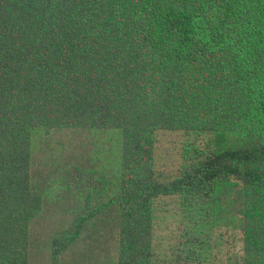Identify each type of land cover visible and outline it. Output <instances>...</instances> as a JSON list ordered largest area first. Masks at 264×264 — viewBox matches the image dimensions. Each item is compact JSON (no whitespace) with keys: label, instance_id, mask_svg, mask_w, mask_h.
<instances>
[{"label":"trees","instance_id":"obj_1","mask_svg":"<svg viewBox=\"0 0 264 264\" xmlns=\"http://www.w3.org/2000/svg\"><path fill=\"white\" fill-rule=\"evenodd\" d=\"M170 202L202 226L159 260ZM207 226L264 264V0H0V264L34 229L49 264H204Z\"/></svg>","mask_w":264,"mask_h":264},{"label":"rangeland","instance_id":"obj_2","mask_svg":"<svg viewBox=\"0 0 264 264\" xmlns=\"http://www.w3.org/2000/svg\"><path fill=\"white\" fill-rule=\"evenodd\" d=\"M108 136L110 134H107ZM88 134L81 131L71 134L70 132L64 133L60 137L67 140L80 141L81 139H87ZM45 138L43 133L37 132L33 136L32 153L33 156H37V159L45 161V157L41 156L40 141ZM74 138V139H73ZM54 139V138H53ZM59 139L55 138V141ZM186 138L181 134H168L161 133L158 135L157 140V155L159 167L165 169L166 167H174L178 163L179 152L181 146L185 144ZM52 141V140H51ZM53 144L52 142H48ZM50 144V146H51ZM98 145H101L98 143ZM55 148V146L53 145ZM94 149L97 151L98 156L103 153V150L94 145ZM177 153V156H176ZM49 157V155L47 156ZM155 220L154 230V246L157 252V259L161 260L171 256L173 250L181 247H185L186 231L197 230L202 226L194 218L187 216L185 212H181L177 203L170 202L168 205L159 209ZM39 232H32L33 252L31 254L30 264H49L48 252L44 248V237L41 238ZM47 234V233H46ZM45 234V235H46ZM202 236L204 238L205 247L207 249L208 256L204 264H240L239 257L241 255L242 241L241 234L236 230H232L228 227H212L207 226ZM81 246L77 247L73 254H67L65 256L66 264H73L70 259L76 257V253L80 252ZM183 260H179L182 263ZM158 264H174L158 263ZM196 264V263H195Z\"/></svg>","mask_w":264,"mask_h":264}]
</instances>
